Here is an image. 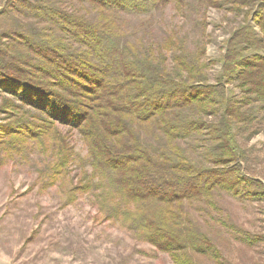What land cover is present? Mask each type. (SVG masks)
<instances>
[{
  "label": "trees",
  "instance_id": "1",
  "mask_svg": "<svg viewBox=\"0 0 264 264\" xmlns=\"http://www.w3.org/2000/svg\"><path fill=\"white\" fill-rule=\"evenodd\" d=\"M210 9L237 22L215 58ZM263 129L264 0H7L0 11V168L32 163L39 191L58 189L63 206L86 196L173 264H229L214 230L264 239L221 201L264 203L239 138ZM41 230L5 248L13 264H38L25 254Z\"/></svg>",
  "mask_w": 264,
  "mask_h": 264
},
{
  "label": "rangeland",
  "instance_id": "2",
  "mask_svg": "<svg viewBox=\"0 0 264 264\" xmlns=\"http://www.w3.org/2000/svg\"><path fill=\"white\" fill-rule=\"evenodd\" d=\"M6 1L0 0V11ZM172 13L169 10V15ZM227 16L215 9L208 12L209 29L215 38L208 45V55L213 58L223 52L227 32L237 23L231 15ZM218 68L216 65L211 69L213 76ZM242 134L239 138L248 153V170L264 181V129L249 140ZM73 144L85 154L77 134L73 135ZM35 177L32 163L8 161L0 168V264H13L5 248L18 251L39 224L42 230L25 254L42 257L38 264H173L168 254L155 253L150 244L136 242L117 225L97 217L96 208L86 196L63 206L65 201L59 190L39 191ZM221 201L235 222L264 235V203H241L229 195ZM213 235L229 264H264V239L249 246L228 232L214 230ZM136 249H144L148 255L136 253Z\"/></svg>",
  "mask_w": 264,
  "mask_h": 264
}]
</instances>
